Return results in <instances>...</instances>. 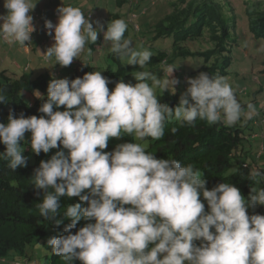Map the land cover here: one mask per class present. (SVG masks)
<instances>
[{
    "label": "clouds",
    "instance_id": "obj_1",
    "mask_svg": "<svg viewBox=\"0 0 264 264\" xmlns=\"http://www.w3.org/2000/svg\"><path fill=\"white\" fill-rule=\"evenodd\" d=\"M38 2L4 0L7 14L0 15V41L31 50L35 27L30 13ZM57 12L58 23H44L48 35L54 32L53 45L39 52L46 62L70 66L103 31L116 58L141 70L133 75L134 85L120 80L111 92L112 81L101 71L71 81L52 78L47 100L38 109L43 115L26 118L21 113L17 118L10 110L7 123H0V144L5 146L0 159L8 161L12 172L27 167L26 133L31 134L26 144L34 155L56 150L40 162L31 178L37 195L43 193L37 204L43 220L57 227L71 221L63 229L66 235L47 241L51 253L64 264H264V215L248 214L249 209L264 206L260 187L264 170H250L253 186L245 198L228 182L209 190L203 172L193 164L159 159L140 143L147 138L161 140L172 120L180 126H195L199 119L210 126L232 127L242 116L250 119L255 106L249 102L245 111L227 79L207 72L186 80L175 108L160 103L156 89L176 94L178 67L168 65L163 79L143 70L153 53L133 46L125 36L124 19L112 20L104 31L94 28L80 7L64 5ZM87 51L91 55V49ZM33 95L43 99L39 90ZM8 102L0 88V104ZM125 135L140 142L105 151L110 140ZM62 197L78 198L79 203L68 206L63 219H56ZM81 221L87 223L72 234Z\"/></svg>",
    "mask_w": 264,
    "mask_h": 264
},
{
    "label": "trees",
    "instance_id": "obj_2",
    "mask_svg": "<svg viewBox=\"0 0 264 264\" xmlns=\"http://www.w3.org/2000/svg\"><path fill=\"white\" fill-rule=\"evenodd\" d=\"M126 2L130 1L115 0L117 7H122ZM140 3L139 1L136 4L137 12L139 15H145L146 9L141 8ZM170 8V12L154 25L152 38L154 41L169 39L171 44L169 43L166 49L157 50L156 54L150 58V63L146 68L151 71H156L157 68L166 69L168 65H175L180 60L192 58L202 61L198 68L199 72H207L212 77H227L232 64V45L236 44V40L231 39V30L236 28L237 18L235 15L227 16L223 5L216 0H175L170 3ZM244 14L252 38L264 41V8L255 2L251 7H246ZM111 19H121V17L113 14ZM230 20L233 21L232 27L229 26ZM129 23H133L130 18ZM103 29L105 31V25ZM136 31H139V27ZM205 32L208 33V40L213 45L212 48L204 51H190L185 47L187 42L201 39ZM95 45L91 44L90 47L93 49ZM108 58L112 60L115 69L112 70L108 67L103 76L112 81L110 83L112 91L117 82L127 77L128 72L139 70V68L122 65L112 52L108 54ZM57 66L59 65L55 67ZM183 71L180 70V72ZM90 72H94V67L83 63L77 65L69 76L54 70L52 75L56 79L67 78L71 81L83 78L86 73ZM50 77L51 75L47 72H43L35 78L32 73L23 72L18 77L9 78L5 71H1L0 88L5 90L9 102L0 104V123H7L10 110L14 111L17 118L21 113L26 118L33 115L39 118L43 115L38 109L47 100ZM34 90H39L43 99H37L33 95ZM184 91L176 89L175 95L167 91L162 92L158 98L159 102L175 108L179 104L180 94ZM263 91L264 86L259 88L253 96L262 94ZM25 95L31 97L32 102ZM250 102L254 105L256 100ZM242 106L247 108V104H242ZM59 110L63 111V106ZM256 117H261L262 122L257 121ZM245 120L246 123L242 120V124L232 127L224 126L223 123L210 126L206 121L199 119L195 122V126H180L179 122L172 120L166 124L165 135L159 141L151 138H147L145 142L133 141V137L125 135L121 139L110 140L105 151L111 152L118 144L125 142L144 143L146 151L156 155L159 159H177L182 166L193 164L195 168L203 172L204 178L208 181L206 187L209 190L220 183L228 182L238 187L242 195L247 198L253 186L248 175L250 170L253 167L264 170L262 164L256 162L261 158L262 153L259 156L255 154L256 160L252 158L256 152L253 150V141L258 140L255 138L258 134H262L264 126V101L254 117ZM248 124H252L254 127H249ZM174 127L177 128L175 133L171 131ZM255 127H258V130ZM30 135V133L25 134L26 143H30ZM26 143L23 145L26 149L23 155L28 157L27 167L18 168L12 172L8 168V161L0 159V261L4 262L10 253H16L22 259L21 261H27L31 256L26 253L27 248L36 242H41L47 251L45 259L49 261V264H64L59 256L51 253L47 241L61 234L66 235L63 229L71 221L64 220L59 227L54 222L44 221L39 215L37 207V204L42 201L43 193L40 192L38 196V190H35L31 184L34 170L39 167L42 160L50 159L56 150L36 156ZM257 145V150L263 146L261 142ZM4 151L5 146L0 144V153ZM259 151L257 152L259 153ZM233 168H237L238 172L232 173L231 169ZM60 203L61 214L56 219H63V211L68 206L79 203V200L78 198L62 197ZM205 208L207 210L206 204ZM253 214L264 215V206L258 205L249 215ZM86 223V221L79 222L77 227L72 229V234H75ZM74 264H80V262L75 261Z\"/></svg>",
    "mask_w": 264,
    "mask_h": 264
},
{
    "label": "rangeland",
    "instance_id": "obj_3",
    "mask_svg": "<svg viewBox=\"0 0 264 264\" xmlns=\"http://www.w3.org/2000/svg\"><path fill=\"white\" fill-rule=\"evenodd\" d=\"M122 5L117 7L115 0H39L34 11L30 13L33 16V24L35 31L32 37V48L30 51H25L19 44L9 45L6 42L0 41V72L5 71L6 76L9 78H15L21 75L23 72L32 73L35 78L43 72L51 75L50 80L53 78L52 71L59 72L65 75H71L76 66L83 63H88L94 67V71H101L103 75L104 71L110 67L112 70L115 69V65L112 60L108 58L110 51V43L105 42L103 38V31L98 33V39L95 42V47L92 49L90 46L92 43L86 45L85 51L81 53L78 60H74L73 63L68 67L53 66L51 63L46 62L40 55L43 54L47 48L51 47L54 43V32L50 36L44 27L45 20L51 21L54 25L58 23V12L57 9L62 6H76L80 7L87 17H90V22L93 23L94 28L106 26L112 21L111 15H120L121 19H124L128 24L125 36L132 40L133 46L139 48H147L153 55L156 54L157 50L166 49L170 42L169 39H158L153 40V29L154 25L158 20L168 14L171 10L170 3L175 0H129ZM140 3L141 8L146 9L145 15H139L136 9V4ZM223 5L224 12L227 16L235 15L236 24L235 29L231 30V39L236 40V44L232 45V64L229 68V75L225 77L230 85L235 89L238 101L242 104H247L251 100H256L254 104L256 112L263 105L264 91L262 94L253 96L259 88L264 86V41L255 40L247 28V21L244 12L246 7H251L255 2H258L264 8V0H216ZM137 2V3H136ZM6 9L4 8V0H0V15H6ZM132 15H137L133 19V23H129V18ZM2 23V22H0ZM232 27L233 21H229ZM139 27V31H136L133 27ZM104 30V29H103ZM185 47L190 51H204L210 49L213 45L208 40V33L205 32L201 39L189 41L185 44ZM91 49V55H89L87 49ZM40 52V53H39ZM121 61V60H120ZM202 61L199 59L188 58L186 60H180L178 64H175L178 68L174 72V76L180 80V84L176 86V89L186 90V80L188 78H195L198 76V68H200ZM122 65H126V62L121 61ZM55 67V69H53ZM181 68V69H180ZM133 70L128 72L127 77L121 79L125 83H132L136 81L133 75L136 71ZM143 70L151 71L148 68ZM180 70H184L180 72ZM157 76L163 79L166 75L165 69L157 68ZM111 91L110 84L108 85ZM162 91L156 89V94L159 97ZM27 99L32 102V98L25 95ZM247 111V108H244ZM256 112L252 115L254 117ZM246 118L242 116V119L237 123H246ZM259 121L261 117H258ZM243 120V121H242ZM262 120V119H261ZM243 123V124H244ZM261 123V122H259ZM249 127H254L252 124H248ZM258 130V127H255ZM245 132H248L245 130ZM262 134H258L253 141V150L256 152L252 155V158L256 160L255 156L261 154V158L256 160L257 163L262 164L264 167V126L262 128ZM262 139V140H259ZM262 143L259 150L258 143ZM256 154V155H255ZM264 188V183L260 185ZM258 206V205H257ZM256 206V208H257ZM255 208V209H256ZM255 209H249L250 214ZM26 253L29 254L30 258L27 261H21L22 259L16 253H10L4 262L0 261V264H49V261L45 259L47 251L42 246L41 242H36L30 248H27Z\"/></svg>",
    "mask_w": 264,
    "mask_h": 264
},
{
    "label": "built area",
    "instance_id": "obj_4",
    "mask_svg": "<svg viewBox=\"0 0 264 264\" xmlns=\"http://www.w3.org/2000/svg\"><path fill=\"white\" fill-rule=\"evenodd\" d=\"M56 15H58V14H56ZM136 18V15H133V17H132V15H131V19L133 20V19H135ZM134 28H135V30H137L138 28L136 27V25H134Z\"/></svg>",
    "mask_w": 264,
    "mask_h": 264
},
{
    "label": "crops",
    "instance_id": "obj_5",
    "mask_svg": "<svg viewBox=\"0 0 264 264\" xmlns=\"http://www.w3.org/2000/svg\"><path fill=\"white\" fill-rule=\"evenodd\" d=\"M256 118H257V120L259 121L258 117H256Z\"/></svg>",
    "mask_w": 264,
    "mask_h": 264
}]
</instances>
